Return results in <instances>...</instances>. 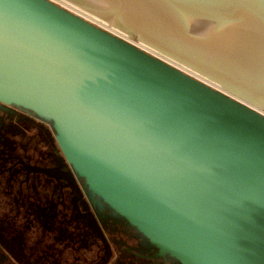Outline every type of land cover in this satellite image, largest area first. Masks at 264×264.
Segmentation results:
<instances>
[{"label":"water","instance_id":"1","mask_svg":"<svg viewBox=\"0 0 264 264\" xmlns=\"http://www.w3.org/2000/svg\"><path fill=\"white\" fill-rule=\"evenodd\" d=\"M0 103L156 257L264 264V0H0Z\"/></svg>","mask_w":264,"mask_h":264},{"label":"flooded vegetation","instance_id":"2","mask_svg":"<svg viewBox=\"0 0 264 264\" xmlns=\"http://www.w3.org/2000/svg\"><path fill=\"white\" fill-rule=\"evenodd\" d=\"M69 173L83 203L63 179ZM84 205L100 237L77 216L86 213ZM97 207L96 198L86 194L63 159L50 125L19 107L0 103V264H117L123 255L137 263L142 259L147 264H176L168 257H156V250L139 233L123 222L113 224L106 219L112 213ZM45 242L51 246L50 255L41 248Z\"/></svg>","mask_w":264,"mask_h":264},{"label":"rangeland","instance_id":"3","mask_svg":"<svg viewBox=\"0 0 264 264\" xmlns=\"http://www.w3.org/2000/svg\"><path fill=\"white\" fill-rule=\"evenodd\" d=\"M23 111H25V110H23ZM27 112V111H26ZM6 121V120H5ZM4 126H5V124H4ZM3 127V126H2ZM12 135V134H11ZM45 181V180H44ZM106 219L108 220V219H110V220H112V223L113 224H115V225H119V226H122L123 225V223H122V221L119 219V218H116L113 214H111L110 216H107L106 217ZM15 227H17V226H19V225H17L16 223L15 224H13ZM21 228V227H20ZM36 238H38V236H36ZM38 240V239H37ZM33 244H34V242H33ZM32 244V245H33ZM39 244V243H38ZM37 244V245H38ZM32 245H27V247H25V248H32V251H33V246ZM48 246H50V244L48 245ZM47 246V243L45 242L44 243V245H42L41 246V248L43 249V250H45V252H46V254L47 255H50V250H51V246L50 247H48ZM46 248H47V250H46ZM34 252V251H33ZM34 254H36V256L37 257H40V255H39V253L37 252V251H35L34 252ZM126 256H128V255H123L121 258H120V260L117 262V264H147L146 263V261L145 260H142V259H140L139 260V262L137 263L136 262V260L135 259H133L132 257H126ZM135 260V261H134ZM157 264H160V263H157Z\"/></svg>","mask_w":264,"mask_h":264},{"label":"built area","instance_id":"4","mask_svg":"<svg viewBox=\"0 0 264 264\" xmlns=\"http://www.w3.org/2000/svg\"><path fill=\"white\" fill-rule=\"evenodd\" d=\"M128 42L131 43L132 45H134L135 47L140 48L139 46L136 45V43L134 41L128 40ZM141 50H143V49H141Z\"/></svg>","mask_w":264,"mask_h":264}]
</instances>
